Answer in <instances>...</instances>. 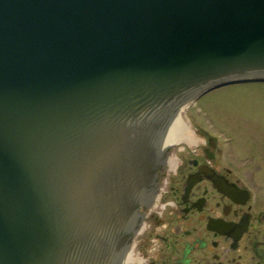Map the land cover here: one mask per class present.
<instances>
[{"label": "water", "instance_id": "1", "mask_svg": "<svg viewBox=\"0 0 264 264\" xmlns=\"http://www.w3.org/2000/svg\"><path fill=\"white\" fill-rule=\"evenodd\" d=\"M245 83L264 0H0V264H110L183 107Z\"/></svg>", "mask_w": 264, "mask_h": 264}, {"label": "flooded vegetation", "instance_id": "2", "mask_svg": "<svg viewBox=\"0 0 264 264\" xmlns=\"http://www.w3.org/2000/svg\"><path fill=\"white\" fill-rule=\"evenodd\" d=\"M191 136L155 202L119 230L110 264H264V163L232 155L228 140Z\"/></svg>", "mask_w": 264, "mask_h": 264}, {"label": "rangeland", "instance_id": "3", "mask_svg": "<svg viewBox=\"0 0 264 264\" xmlns=\"http://www.w3.org/2000/svg\"><path fill=\"white\" fill-rule=\"evenodd\" d=\"M180 118L191 131L212 135L218 143L230 141L231 154L240 156V160L264 163V83L235 84L210 91L193 104H186ZM186 144L179 142L170 148L171 160L180 156V149H189ZM169 171L168 165L162 178Z\"/></svg>", "mask_w": 264, "mask_h": 264}]
</instances>
